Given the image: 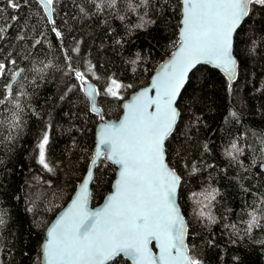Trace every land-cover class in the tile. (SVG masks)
Listing matches in <instances>:
<instances>
[{
    "label": "trees",
    "instance_id": "1",
    "mask_svg": "<svg viewBox=\"0 0 264 264\" xmlns=\"http://www.w3.org/2000/svg\"><path fill=\"white\" fill-rule=\"evenodd\" d=\"M16 2L14 9L0 0V63L5 65L0 99L22 68L12 86L22 111L0 105V210L7 221L0 228V262L42 264L46 229L90 166L101 118L118 120L122 101L147 86L178 46L182 1L148 0L145 6L141 0H117L110 7L108 0H54V24L38 1ZM144 21L152 23L136 27ZM234 52L238 74L231 88L212 67L192 71L165 147L169 165L182 179L179 203L189 223L190 255L202 264H264V220L251 234L246 230L248 212L257 206L264 212V8L252 6L236 32ZM70 67L99 90L101 115L92 110ZM112 80L122 85L117 97L105 94ZM16 112L20 126L13 129ZM45 132L52 172L38 163ZM234 139L244 149L236 161L223 154ZM116 171L105 156L100 159L91 184L92 206L111 192ZM212 188L219 195L205 209L216 218L209 224L196 216L197 206L188 196ZM111 264L130 263L117 257Z\"/></svg>",
    "mask_w": 264,
    "mask_h": 264
},
{
    "label": "snow or ice",
    "instance_id": "2",
    "mask_svg": "<svg viewBox=\"0 0 264 264\" xmlns=\"http://www.w3.org/2000/svg\"><path fill=\"white\" fill-rule=\"evenodd\" d=\"M42 2L47 9L54 0ZM116 3L117 0H108L110 7H115ZM8 4L14 9L19 8L16 0H8ZM141 4L146 6L148 0H141ZM255 5L264 8V0H182L179 50L162 74L153 80L155 97L148 95L151 89L145 90L126 106L127 115L120 125L106 126L100 131V144L112 163L120 167L115 194L101 210L90 213L87 210L88 183L92 174L89 173L72 207L47 233V240L42 245L45 264H111L121 253L129 256L134 264H202L189 254L186 244L189 223L178 203L180 176L166 163L165 140L180 115L175 107L176 98L187 74L197 64H212L223 69L231 88L238 67L233 54V35ZM120 19L123 20V16ZM147 23L152 21H144L136 27L144 28ZM53 31L57 37H62L55 28ZM4 69L5 65L0 64V77H3ZM69 70L82 82V87L89 89V96L94 99L100 94L88 84L84 73L71 67ZM19 75V72L15 73L13 80ZM121 87L112 80L105 94L117 97ZM5 103L22 111L13 97L11 84L5 85L4 98L0 99V105ZM93 111L99 110L93 105ZM231 115L236 118L235 112ZM19 126L20 118L16 112L11 128ZM48 143L45 132L38 144V163L52 172L46 158ZM243 152L234 139L223 154L236 161ZM218 195L219 190L215 188L189 194L188 198L197 206L194 211L199 219L216 223L211 211L205 212V209H210ZM261 203L264 204V199ZM5 216L0 210V228L7 223ZM248 216L246 230L251 234L253 228L262 226L264 212L257 206L248 212ZM153 243L159 249L158 254L150 247Z\"/></svg>",
    "mask_w": 264,
    "mask_h": 264
},
{
    "label": "water",
    "instance_id": "3",
    "mask_svg": "<svg viewBox=\"0 0 264 264\" xmlns=\"http://www.w3.org/2000/svg\"><path fill=\"white\" fill-rule=\"evenodd\" d=\"M36 1H38V2L42 5V7H43V9H44V11H45L47 17L49 18V20H50V22H51V21H52V7L49 6V7L46 9L44 3L42 2V0H36ZM181 1H182V0H181ZM246 18H247V17H246ZM246 18H245V19H246ZM181 19H182V17H181ZM244 21H245V20H244ZM244 21H243V22H244ZM243 22H242V24H243ZM51 23H52V22H51ZM242 24H241V25H242ZM181 28H182V25H181V27H180V29H179V44H180V38H181V37H180ZM238 29H239V28H238ZM238 29H237V31H238ZM237 31H236V32H237ZM235 35H236V33H234V35H233V54H234V56H235V52H234ZM179 44H178V46L175 48V50L173 51V53H172L170 56H168L166 59H164L163 62H162L157 68H156V70L154 71V73H153V75H152V77H151V79H150L149 84H148L147 86H145V87H143V88H141V89L135 91V92H132V93H131L126 99H124V100L122 101L123 114H122V116H121L118 120H111V119H103V118H101V120H100V122L98 123L97 128H96V135H95V138H96L95 152H94V157H93V159H92V161H91V163H90V166H89V168H88V170H87V172H86L84 178H83L82 181L79 183V185H78V187H77V189H76L74 195H73V196L71 197V199L65 204V206H64V207H63V208H62V209L56 214V216L51 220L50 224L48 225V227H47V229H46L45 240L43 241L42 245L46 242V240H47V233H48V231L51 229V227H52L53 225H55V223L60 219V217H61L62 215H64V214H65V213H66V212L72 207L73 203L76 201L77 197L80 195L81 187H82L84 181L88 179V174H89V173L92 174V179H91V180L89 181V183H88V193H89V195H88L87 210H88L90 213H95L96 211L101 210V209L107 204V202H108V198H109L111 195L115 194V191H116V182H117V180L119 179L120 167H119L118 165H115L114 163H112V161L108 158L107 153L105 152V147L102 146V145L100 144V131H101L102 128H104V127H106V126H112V125H116V126H118V125H120V124L124 121L125 116L127 115V107H126V106H127L128 104L132 103L133 100H134V98L137 97V96H139V95H140L142 92H144L145 90L151 89V91H149L148 95H149L150 97H153V98L155 97V95H156V90L152 87V82H153V80H155L158 76H160V75L162 74V70L165 68V66H166L167 64H169L171 61L174 60V58H175V54H176V53L178 52V50H179ZM235 57H236V56H235ZM236 59H237V58H236ZM0 64H1V63H0ZM237 64H238V60H237ZM200 65H206V66H209V67H212V68L218 70L222 75H224V76L229 80L228 75L224 72L223 69L218 68V67H215V66L212 65V64H206V63H200V64H197V65H196L191 71H189V73L187 74V78H186V80H185L184 86L180 89V93H179V95H178L177 98H176L175 107L177 108V110H178L179 113H180V111H179V108H178V106H177V103H178V101H179V98H180V96H181V94H182L184 88L186 87V85H187V83H188L189 76L191 75L192 71H193L195 68H197L198 66H200ZM21 71H22V68H19V69L16 71V73H17V72L21 73ZM237 74H238V67H237V69H236V76H235L234 80L232 81V83L235 82V81L237 80ZM13 76H14V75H13ZM13 76H12L11 81L9 82V84H11L12 86H13V84L16 82V80H17L18 77H19V76H18V77H16L15 80H13ZM87 82H88V84H90V85L92 86L93 89H96V90H97V88H96V86H95V84H94L93 82H91V81H87ZM83 91H84L85 95L89 98V100H90V102H91V108H92V110H93V105H94L95 108L99 110V111H94V112L97 113V114H99V115H101V109H100L99 106L97 105V96H98V95H95V96H94V99H93L92 96H89V95L87 94L88 91H89V89H86L85 87H83ZM150 111H151V110H150ZM179 116H180V115H179ZM178 120H179V117H178V119H177V122H176V124H175V126H174L172 132H171L170 135L168 136V138H169V137L172 135V133L174 132V130H175V128H176V125H177V123H178ZM168 138H167V139H168ZM167 139L165 140V147H166V141H167ZM98 152L101 153L99 156L97 155ZM103 156L106 157L107 161H109L111 164H113V165H115V166L117 167L116 176H115V179H114L113 184H112V190H111V192H110L109 194H107V195L104 197L103 201H102L100 204H98V205H96V206H92V205H91V201H90V199H91V184H92L93 175H94V171H95L96 165L98 164V162L100 161V159H101ZM165 159H166V163H168V161H167V156H166V152H165ZM94 160H95V163H93ZM168 166H169L171 169H173V168L169 165V163H168ZM260 168H261V171H262L263 174H264V163L261 165ZM173 170L176 172L175 169H173ZM176 174L179 175L177 172H176ZM181 182H182V179H181V177H180V187H181ZM180 187L178 188V203H179V191H180ZM179 204H180V203H179ZM181 211H182V213H183L182 208H181ZM183 214H184V213H183ZM184 216H185V215H184ZM185 219H186V217H185ZM186 221H187V220H186ZM188 230H189V228H188ZM187 235H188V234H187ZM186 244L188 245V243H187V237H186ZM150 247L152 248V251H153L154 253H157V254H158L159 249H158V247L155 245V243H153L152 245H150ZM189 254H190V253H189ZM117 257H123V258L126 259L130 264H134V261H133L129 256H126V255H124L123 253H121V254H120L119 256H117ZM117 257H115V258H117ZM41 260H42V264H45V262H44V258H43V253H42V246H41Z\"/></svg>",
    "mask_w": 264,
    "mask_h": 264
},
{
    "label": "rangeland",
    "instance_id": "4",
    "mask_svg": "<svg viewBox=\"0 0 264 264\" xmlns=\"http://www.w3.org/2000/svg\"><path fill=\"white\" fill-rule=\"evenodd\" d=\"M47 134H48V137H49V133L47 132ZM46 148H47V146H46ZM47 158V157H46ZM48 162V161H47Z\"/></svg>",
    "mask_w": 264,
    "mask_h": 264
},
{
    "label": "bare ground",
    "instance_id": "5",
    "mask_svg": "<svg viewBox=\"0 0 264 264\" xmlns=\"http://www.w3.org/2000/svg\"><path fill=\"white\" fill-rule=\"evenodd\" d=\"M21 74V73H20Z\"/></svg>",
    "mask_w": 264,
    "mask_h": 264
}]
</instances>
